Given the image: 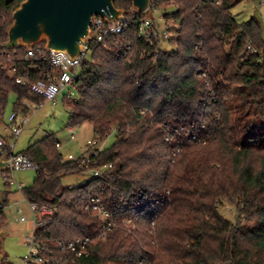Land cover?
<instances>
[{"label":"trees","instance_id":"1","mask_svg":"<svg viewBox=\"0 0 264 264\" xmlns=\"http://www.w3.org/2000/svg\"><path fill=\"white\" fill-rule=\"evenodd\" d=\"M21 1L0 0V54L8 53L19 74L27 69L34 80L41 74L24 58L26 47L2 48ZM170 1L180 23L169 39L174 49L156 52L155 40L132 32L125 55L119 52L123 37L95 44L80 64L76 98H63L68 123L88 121L98 141L113 133V143L89 162L111 167L87 177L78 159L63 160L52 132L21 151L36 163L32 183L21 189L25 200L56 206L52 221L35 227L34 236L46 254L66 264H264L262 25L255 17L236 20L232 9L242 0H152ZM114 3L127 14L135 11L129 0ZM12 93L18 113L29 112L23 99L43 101L0 67V126ZM170 132L175 140L166 139ZM65 175L85 178L65 185ZM91 196L118 222L105 238L98 237L100 220L82 209ZM225 206L233 219L223 215ZM3 222L4 213L0 231ZM83 236L94 238L86 256L56 245Z\"/></svg>","mask_w":264,"mask_h":264},{"label":"built area","instance_id":"2","mask_svg":"<svg viewBox=\"0 0 264 264\" xmlns=\"http://www.w3.org/2000/svg\"><path fill=\"white\" fill-rule=\"evenodd\" d=\"M223 0H212L215 4L219 5ZM263 2V0H261ZM169 5H174L173 1L169 2ZM162 5H155L152 0L149 2V8L151 14L153 11L161 10ZM135 11L131 14L124 13L113 21H105L101 16L94 15L90 24L91 32L82 41L81 48L75 57H71L63 50L47 49L44 45L36 43L33 46H27L24 51V58L31 61L30 68L40 72V77L32 80L29 71L25 69L22 74H19L20 68L17 63L11 62L8 53L0 54L2 62L0 67L5 69L6 74L14 79L16 83L28 86L29 93L39 96L43 101L56 103L58 98L75 99V79L79 72V67L82 61L88 58L91 54L92 46L95 44H108V39L116 38L118 36L123 37L122 43L119 45V52L127 54L132 51V41L126 36L127 32H132L133 37L153 43L157 42V52L159 47V40L170 39L175 32L180 28V23L175 16L172 15L173 11L162 12L160 15L161 28L153 20V17L147 16L143 11L133 8ZM45 66V67H43ZM200 77H204L205 74H199ZM21 103L30 110L33 106L32 103L23 99ZM29 113V112H28ZM28 113H18L12 110L8 117L7 122L3 124V131L0 130V157L4 154V148L9 146L10 149L13 143L10 144L7 136L14 140L21 133L24 126L29 120ZM79 127L76 124L68 123L67 130L69 138L72 140L75 138L76 130ZM177 128L174 129V132ZM193 138V136H192ZM167 140H175V135L170 132L166 136ZM90 153L88 155H80L78 157L72 154H62V158L65 161L79 160V166L85 168L87 177H95L100 175L104 170L111 167V164H102L98 166H89L91 156L96 155L103 149V141H98L93 138L88 140ZM178 144V141L176 142ZM56 146L60 149V142L56 143ZM7 170H22L27 168H35L36 163L23 152H13L7 155ZM6 182L9 183V176H5ZM13 182V180H11ZM19 190L22 189L20 184L16 185ZM31 212V223L33 229L45 221H52L56 211V206H49L47 204H37L35 202H28ZM4 208L0 202V221ZM82 209L91 213L93 216L100 220L99 223V238H105L107 234L112 231L118 222L114 218L113 212L105 207L103 200L98 196H91L87 202L82 206ZM19 213L22 212L20 207H17ZM20 221H26V218L21 215ZM131 220H127L130 223ZM154 229H152L153 231ZM94 240L91 236L77 237L71 240H58L56 245L61 252L71 254L75 257L86 256L89 253V245ZM24 244L28 247L27 253L23 256V264H66V260L62 258H55L51 253L46 254L45 246L38 242L32 234L25 238ZM141 264H144L142 261ZM0 264H8L4 258Z\"/></svg>","mask_w":264,"mask_h":264},{"label":"rangeland","instance_id":"3","mask_svg":"<svg viewBox=\"0 0 264 264\" xmlns=\"http://www.w3.org/2000/svg\"><path fill=\"white\" fill-rule=\"evenodd\" d=\"M242 0L234 6L232 12L237 21H245L251 17L257 18L262 25V36L264 38V0ZM132 6V5H131ZM175 8L174 5L163 4L161 10L153 11L151 17L161 28L160 15L162 12H170ZM132 11V8L129 9ZM127 11V10H126ZM160 49L171 50L175 45L171 44L168 39L159 40ZM15 95L12 93L8 97V103L3 112V124L7 122L9 113L13 110ZM29 120L24 126L21 133L14 140L9 139V143L13 146V152L24 151L27 146L34 141L40 139L45 133L52 132L61 144L60 151L63 155L72 154L75 157L80 155H88L90 148L88 140L97 138L92 125L88 121L82 122L76 127L74 139L69 138L67 130L69 109L64 100L59 97L56 103L42 101L41 103H33L28 113ZM3 131V125L0 126ZM115 137L113 133L103 139V148L109 147ZM9 176V184H6L5 176ZM36 175L34 168L22 170H5L0 171V201L5 199L4 222L0 233L1 251L4 260L8 264H23V256L27 253L28 247L24 244L25 238L30 236L33 231L31 223V212L27 201L25 200L21 190L17 188V184L22 187L29 186ZM85 178L84 175H65L63 183L65 185L78 184ZM13 180V182H11ZM20 207L22 212L17 211ZM225 217L233 219V210L229 206L221 209ZM23 215L26 221H20L19 217Z\"/></svg>","mask_w":264,"mask_h":264},{"label":"water","instance_id":"4","mask_svg":"<svg viewBox=\"0 0 264 264\" xmlns=\"http://www.w3.org/2000/svg\"><path fill=\"white\" fill-rule=\"evenodd\" d=\"M7 2L12 0H6ZM116 0H23L12 12L2 48L33 46L44 42L47 49L63 50L75 57L82 41L90 34L94 15L113 21L126 13ZM133 8L151 15L150 0H129ZM7 155L0 157V171L7 170ZM4 199H1L3 201ZM2 233V231H0ZM4 255L1 251L0 263Z\"/></svg>","mask_w":264,"mask_h":264},{"label":"crops","instance_id":"5","mask_svg":"<svg viewBox=\"0 0 264 264\" xmlns=\"http://www.w3.org/2000/svg\"><path fill=\"white\" fill-rule=\"evenodd\" d=\"M260 3H263V2L260 1Z\"/></svg>","mask_w":264,"mask_h":264}]
</instances>
